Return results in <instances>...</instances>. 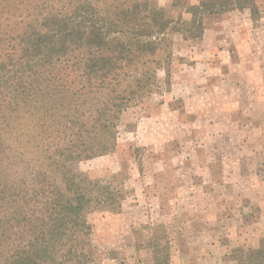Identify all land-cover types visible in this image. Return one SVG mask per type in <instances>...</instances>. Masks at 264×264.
<instances>
[{"label": "trees", "instance_id": "1", "mask_svg": "<svg viewBox=\"0 0 264 264\" xmlns=\"http://www.w3.org/2000/svg\"><path fill=\"white\" fill-rule=\"evenodd\" d=\"M245 8L264 14L201 0L183 37L202 36L200 14ZM173 23L155 0H0V264L93 263L92 215L122 196L78 164L113 152L123 112L169 76ZM230 259L264 264V238Z\"/></svg>", "mask_w": 264, "mask_h": 264}, {"label": "rangeland", "instance_id": "2", "mask_svg": "<svg viewBox=\"0 0 264 264\" xmlns=\"http://www.w3.org/2000/svg\"><path fill=\"white\" fill-rule=\"evenodd\" d=\"M200 1L155 0L174 21L169 76L123 112L113 152L78 164L122 196L92 215V264H235L264 238V14H200L185 39Z\"/></svg>", "mask_w": 264, "mask_h": 264}, {"label": "crops", "instance_id": "3", "mask_svg": "<svg viewBox=\"0 0 264 264\" xmlns=\"http://www.w3.org/2000/svg\"><path fill=\"white\" fill-rule=\"evenodd\" d=\"M237 10V9H236ZM232 11V10H231Z\"/></svg>", "mask_w": 264, "mask_h": 264}]
</instances>
